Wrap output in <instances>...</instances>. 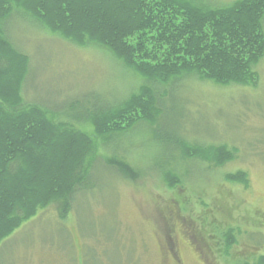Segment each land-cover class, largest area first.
Returning <instances> with one entry per match:
<instances>
[{"label": "rangeland", "instance_id": "374dc122", "mask_svg": "<svg viewBox=\"0 0 264 264\" xmlns=\"http://www.w3.org/2000/svg\"><path fill=\"white\" fill-rule=\"evenodd\" d=\"M194 1L224 6L234 0ZM11 14L7 36L29 57L26 102L46 107L56 118L82 121V112L94 104L112 106L133 92L136 78L107 50L79 47L35 26L20 10ZM255 70L254 87H220L191 76L161 89L155 84L158 122L93 137L98 146L87 185L76 190L64 222L56 205L38 212L0 246V264H77L78 248L84 264H173L161 257L168 232L175 236L170 240L178 264H238L264 255V59ZM158 128L160 134H153ZM165 133L175 138L174 147L159 140ZM183 141L226 144L236 153L218 167L186 161L176 147ZM107 158L128 163L135 178H125ZM160 169L178 173L183 183L168 188ZM237 170L246 173L248 186L224 180ZM226 228L238 230L228 254L222 249ZM199 230L213 235L200 236ZM68 234L76 238L70 241Z\"/></svg>", "mask_w": 264, "mask_h": 264}, {"label": "trees", "instance_id": "16d2710c", "mask_svg": "<svg viewBox=\"0 0 264 264\" xmlns=\"http://www.w3.org/2000/svg\"><path fill=\"white\" fill-rule=\"evenodd\" d=\"M15 10L74 45L107 50L136 78V89L118 104L87 108L82 121L56 118L46 107L26 102L22 90L29 57L5 31V20ZM263 21L264 0H234L224 6L194 0H0V246L51 205L64 222L76 190L87 185L98 146L93 137L102 140L158 122L155 84L161 89L191 76L220 87L256 86L255 68L264 59ZM159 129L153 134H160ZM159 140L174 147L169 133ZM177 145L182 160L201 159L217 167L236 153L226 144ZM107 161L125 178H135L125 161ZM160 171L168 188L183 183L178 173ZM183 171L187 174V167ZM224 180L248 186L241 170L225 174ZM236 233L234 228L223 230L225 254L237 242ZM71 236L73 241L75 234L70 241ZM238 264H264V255Z\"/></svg>", "mask_w": 264, "mask_h": 264}, {"label": "flooded vegetation", "instance_id": "af4514ba", "mask_svg": "<svg viewBox=\"0 0 264 264\" xmlns=\"http://www.w3.org/2000/svg\"><path fill=\"white\" fill-rule=\"evenodd\" d=\"M170 227H171V228H169L170 230L173 229L172 226H170ZM172 237H175V236L172 235L170 232H168V237H163V239H162V241H164L163 246H165V250L161 254V257H163L162 262L167 259L165 257H168L172 261L173 264H178L179 260L177 259L176 252H175L173 245H172V241L170 240V238H172ZM167 238L169 240H167ZM77 254L81 258V250H79V248H78ZM78 264H82V260Z\"/></svg>", "mask_w": 264, "mask_h": 264}]
</instances>
